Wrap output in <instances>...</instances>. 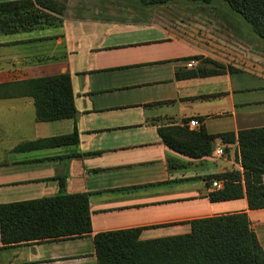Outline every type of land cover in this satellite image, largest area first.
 Returning a JSON list of instances; mask_svg holds the SVG:
<instances>
[{"label":"crops","instance_id":"1","mask_svg":"<svg viewBox=\"0 0 264 264\" xmlns=\"http://www.w3.org/2000/svg\"><path fill=\"white\" fill-rule=\"evenodd\" d=\"M24 1L52 22L0 32V205L85 193L91 233L3 244L0 231V264H97V233L142 228L141 240L163 238L234 213L246 214L264 251V208L250 210L245 195L208 198L219 190L215 175L242 171L238 132L264 128V39L242 17L247 35L225 32L231 19L204 16L223 6L214 0L0 3ZM204 60L232 70L200 75L218 69ZM187 72L197 75L176 77ZM65 74L74 116L38 121L22 84ZM192 119L190 130L231 133L234 143L217 139L209 156L190 158L162 142L160 128ZM65 136L75 142L58 140Z\"/></svg>","mask_w":264,"mask_h":264},{"label":"trees","instance_id":"2","mask_svg":"<svg viewBox=\"0 0 264 264\" xmlns=\"http://www.w3.org/2000/svg\"><path fill=\"white\" fill-rule=\"evenodd\" d=\"M145 6L174 0H138ZM209 3L212 0H188ZM247 23L253 33L264 39V0H223ZM44 9H55L50 0H36ZM31 1L0 3V32L25 30L41 22L51 23L45 13H35ZM37 16V17H35ZM37 18V23H32ZM221 72L218 63L204 60ZM232 68H228L231 71ZM216 71V72H215ZM197 73H177L190 78ZM22 94L33 98L36 119L41 122L74 116L73 97L68 75L25 81ZM187 123L159 129L162 142L190 158L209 156L215 140L234 143L231 133L208 135L204 128L190 130ZM73 136L60 137L65 143ZM57 140V139H53ZM75 142V138H74ZM238 158L242 172L215 175L222 188L208 195L211 202L241 198L245 195L250 210L264 208V128L239 131ZM190 231L183 235L141 240L142 228L100 232L93 242L97 264H264L261 248L245 213H234L188 221ZM0 231L3 244L41 239L77 238L89 235L88 194L58 195L25 202L0 205Z\"/></svg>","mask_w":264,"mask_h":264},{"label":"rangeland","instance_id":"3","mask_svg":"<svg viewBox=\"0 0 264 264\" xmlns=\"http://www.w3.org/2000/svg\"><path fill=\"white\" fill-rule=\"evenodd\" d=\"M57 2H61L62 3L63 1H57ZM214 2L223 4V6H220L219 7V5L216 4L218 6L216 8L214 7V8H211L210 10H208L207 11V14H206V10H205V12L203 10V15L204 16H206V17H212V18H222L224 21H228L227 19H231L232 20V24L230 23V25H229V24H226L225 23V24L220 25L225 32L229 28H235V31L234 32L238 33L239 35H243V33L245 35H247V34L250 33V31H251V33H253V30L251 29V27L249 29L250 31L247 29V28H249V23H247L245 21L247 28H246L245 25H243V23H240L239 20L241 19V16L237 12H235L233 9H231L227 5V3H225L223 0H214ZM172 12H173V10H171V13ZM219 22L221 23V20H219ZM218 65H219L220 68H223V69L226 68L228 70L227 66H223L220 63H218ZM222 151L223 152H222L221 156L225 155V151H227V150H223L222 149ZM238 160H239V158H238ZM221 183L223 184V181H221Z\"/></svg>","mask_w":264,"mask_h":264},{"label":"built area","instance_id":"4","mask_svg":"<svg viewBox=\"0 0 264 264\" xmlns=\"http://www.w3.org/2000/svg\"><path fill=\"white\" fill-rule=\"evenodd\" d=\"M193 65H194V61L188 62V64H187L188 67H191V66H193ZM187 126H189V127H196V126H198V122H197L196 120H194V119L189 120L188 123H187ZM216 153H217L218 155H221V154H222V150H221V149H218V150L216 151ZM211 186H212L213 188H215V189H220L222 185H221L220 182L213 181V182L211 183Z\"/></svg>","mask_w":264,"mask_h":264}]
</instances>
